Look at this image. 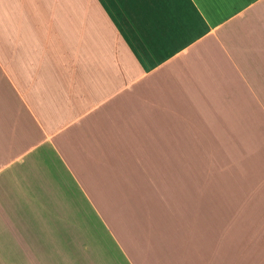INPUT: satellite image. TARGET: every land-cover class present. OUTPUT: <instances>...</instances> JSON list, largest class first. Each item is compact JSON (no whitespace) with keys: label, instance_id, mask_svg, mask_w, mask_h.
I'll list each match as a JSON object with an SVG mask.
<instances>
[{"label":"crops","instance_id":"crops-1","mask_svg":"<svg viewBox=\"0 0 264 264\" xmlns=\"http://www.w3.org/2000/svg\"><path fill=\"white\" fill-rule=\"evenodd\" d=\"M0 264H264V0H0Z\"/></svg>","mask_w":264,"mask_h":264}]
</instances>
